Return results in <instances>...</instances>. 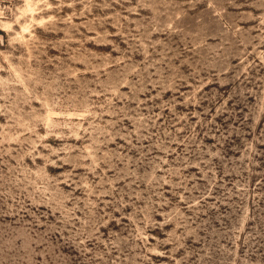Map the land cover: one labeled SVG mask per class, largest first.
<instances>
[{
  "label": "rangeland",
  "instance_id": "1",
  "mask_svg": "<svg viewBox=\"0 0 264 264\" xmlns=\"http://www.w3.org/2000/svg\"><path fill=\"white\" fill-rule=\"evenodd\" d=\"M0 264H264V0H0Z\"/></svg>",
  "mask_w": 264,
  "mask_h": 264
}]
</instances>
